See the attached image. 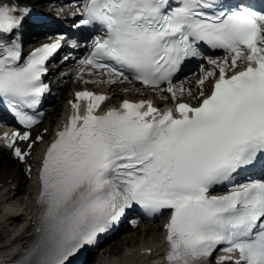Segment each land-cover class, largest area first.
Masks as SVG:
<instances>
[{
	"label": "snow or ice",
	"instance_id": "1",
	"mask_svg": "<svg viewBox=\"0 0 264 264\" xmlns=\"http://www.w3.org/2000/svg\"><path fill=\"white\" fill-rule=\"evenodd\" d=\"M226 9L223 0H86L77 27L99 25L103 35L79 73L98 70L99 83L111 85L131 78L176 104L160 111L151 100H124L96 115L108 97L76 93L43 161L37 237L20 264H71L134 206L149 216L172 210L167 264H206L218 246L227 255L216 264H264V8ZM30 14L22 0H0V102L29 128L38 121L25 109L49 91L47 62L65 44L79 47L60 35L25 58L17 34ZM202 44L224 56H206ZM191 58L212 66H201L196 106L181 102L191 88L173 84ZM18 140L29 150L35 143L29 132L0 137L23 161L30 152ZM216 186L227 193L211 195Z\"/></svg>",
	"mask_w": 264,
	"mask_h": 264
},
{
	"label": "bare ground",
	"instance_id": "2",
	"mask_svg": "<svg viewBox=\"0 0 264 264\" xmlns=\"http://www.w3.org/2000/svg\"><path fill=\"white\" fill-rule=\"evenodd\" d=\"M69 5L70 4H67V6H69ZM68 11H70V9ZM73 11H74V9L72 8L71 12H73ZM62 12H65V11L63 10ZM99 86H101V87L104 86V87L108 88L111 92L115 91V89H113L112 85L108 84V83H103V84H100ZM4 158H5V156H4ZM14 169H15V164H13L12 167L8 168V169H5V167L0 164V174L1 175H3V172H9L10 174H12ZM28 199H29V201H32V196L29 195ZM9 231H11V233L9 234L8 237L13 238V237H16L20 234V229H18L17 225H15V224L7 225V232H9ZM20 236H19L20 237L19 239H22V240L26 239L25 237H22L23 235H20ZM147 237L150 238L151 241H155L157 239V237L153 236L152 234H146L145 238H147ZM145 238L141 239L140 244L149 246L151 244V242L147 241V239H145ZM130 256L132 258H130V259L125 258V262H126L125 264H150L149 262L144 261L147 259L146 257H139L137 252H133ZM142 259H144V260H142ZM111 261L113 262V264H122L121 259H118L116 256H112V257L110 256L108 261H106L105 263H109Z\"/></svg>",
	"mask_w": 264,
	"mask_h": 264
}]
</instances>
